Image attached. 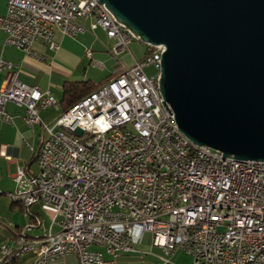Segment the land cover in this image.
<instances>
[{"label":"built area","instance_id":"built-area-1","mask_svg":"<svg viewBox=\"0 0 264 264\" xmlns=\"http://www.w3.org/2000/svg\"><path fill=\"white\" fill-rule=\"evenodd\" d=\"M89 18L92 29L100 26L114 40L115 56L135 39L99 0H7L0 30L4 45L43 60L35 42L57 49V30L74 37L88 30L82 20ZM155 48L53 123L43 122L40 110L56 105L57 97L20 80L18 66L0 59V71H7L0 119L13 122L6 109L13 102L25 109L29 126L42 124L47 137L38 167L55 170L50 182H38L17 166L11 198L24 213L27 233L43 223L32 209L36 203L51 209V224L38 237L17 234L13 244L5 242L2 259L25 247L35 255L28 264H64L69 254L77 255L78 264H110L92 247L103 246L117 258L136 252L151 231L163 250L151 264H180L181 251L193 264H264V162L224 156L182 132L156 89L157 72L145 71L160 67L162 50ZM110 122H118L114 136H107ZM77 127L81 136L73 132ZM132 131L146 134L149 145L132 139ZM86 142L95 143V150H86ZM18 197L28 198V208H20ZM205 248H217V255H205Z\"/></svg>","mask_w":264,"mask_h":264},{"label":"water","instance_id":"water-1","mask_svg":"<svg viewBox=\"0 0 264 264\" xmlns=\"http://www.w3.org/2000/svg\"><path fill=\"white\" fill-rule=\"evenodd\" d=\"M99 1L162 50L159 88L188 138L264 161V0Z\"/></svg>","mask_w":264,"mask_h":264},{"label":"crops","instance_id":"crops-1","mask_svg":"<svg viewBox=\"0 0 264 264\" xmlns=\"http://www.w3.org/2000/svg\"><path fill=\"white\" fill-rule=\"evenodd\" d=\"M6 10L7 0H0V14H4ZM82 22L88 30L74 37L65 35L60 30L55 32L54 38L58 43L57 49H51L42 41L35 42V50L45 56L43 60L27 54L21 49L4 45L6 34L0 30V59L11 61L18 66L20 80L39 86L43 91H50L58 99L56 105L40 110V117L45 123H53L67 110L65 103L62 102L63 86L66 82L91 80L94 83H99L141 60L131 50L124 51L118 56L113 55L111 47L114 40L107 36L102 27L91 28L94 18L83 19ZM89 48L92 49L90 57L86 54V50ZM6 73L5 69L0 71V88L4 85ZM6 109L12 116L13 122H3L0 119V194L8 195L16 188L14 176L17 166H25L33 175L38 173L36 157L43 140L47 137V132L40 123L33 126L26 123L23 107L8 102ZM18 205L23 208L20 201H18ZM13 206L14 201L11 198V210ZM32 209L43 218V223L28 233L26 230L25 234H28L29 238L40 236L44 229L51 224V209L43 207L40 203L34 204ZM12 211L14 212V210ZM7 214L2 211L1 215L7 220ZM9 214V227L0 222V249L5 245V242L15 240L17 234L24 230L22 226L25 223V217L23 215L17 216V213ZM54 229L57 230L58 226L54 225ZM143 242L137 246L136 252L122 253L117 258L108 253L105 247V249H95L103 252L104 258L110 264H133L134 262L146 261L150 264L155 262L158 255L163 253L162 249L154 252H152V248L149 251L141 250L140 246ZM110 256H113L114 259L111 260ZM34 258L35 255L32 252L18 253L19 264H28ZM62 260L64 264H78L76 254H69Z\"/></svg>","mask_w":264,"mask_h":264},{"label":"rangeland","instance_id":"rangeland-1","mask_svg":"<svg viewBox=\"0 0 264 264\" xmlns=\"http://www.w3.org/2000/svg\"><path fill=\"white\" fill-rule=\"evenodd\" d=\"M146 44L137 40V39H134L133 42L129 45V48L128 50H131V51H134L135 54L140 58L142 59L144 56H145V52H146ZM145 71L147 74H154L156 73V75L159 73V69H157L154 65H151V66H148L145 68ZM38 172L40 171V168L38 167ZM11 197V196H10ZM8 195L6 194H0V222H2V224L6 225L9 227V213H17V216H21L23 215L24 216V213L21 209H17V208H13L12 207V210H14V212L11 210L10 208V201H11V198H10ZM2 211H4L5 213H8L7 214V220L4 219V217L1 215L2 214ZM26 218H25V223L23 224L22 228L24 229L25 226H26ZM49 222V221H48ZM51 223V222H50ZM13 241L14 239L12 240H9V244H13ZM4 247V245H3ZM2 247V248H3ZM141 247V250H150L151 248L153 249L152 252H154L155 250H159L160 247L155 245L154 244V235L151 231H146L144 233V242L143 244L140 246ZM93 249L95 248H101V249H105L104 247H97V246H94L92 247ZM151 249V250H152ZM1 250V249H0ZM163 252V250H162ZM163 254V253H162ZM161 255V254H160ZM111 257V260L114 259L113 256H110ZM135 258H138L135 256ZM147 259H148V256H147ZM177 261H179L180 264H193V258L191 255H188L186 254L185 252H181L178 256H177ZM133 264H148V261L146 262H134ZM151 264V263H150Z\"/></svg>","mask_w":264,"mask_h":264},{"label":"bare ground","instance_id":"bare-ground-1","mask_svg":"<svg viewBox=\"0 0 264 264\" xmlns=\"http://www.w3.org/2000/svg\"><path fill=\"white\" fill-rule=\"evenodd\" d=\"M125 33L130 37H134L126 28H125ZM160 60H161V55H160ZM158 69L160 73V67H158ZM159 73L156 75V89L158 90L160 95L163 96L160 91L159 83H158ZM172 117H174L173 111H172ZM114 130H118V122H110V128H107V136H114ZM132 139H135L137 142H141V145H149V137H146V134H142L139 131H132ZM86 150H95V143L86 142ZM254 161L264 162L260 160H254ZM50 178H55V170L53 168H40V171L37 174L33 175V180H37L38 182H50ZM8 195L11 196V192H9ZM18 201L21 202L23 208H28V198L18 197ZM26 230L27 227H25L20 234H25ZM4 252H5V245L0 250L1 262L3 261L2 258ZM12 252L24 253L25 247H16L12 250ZM205 255H217V248H205Z\"/></svg>","mask_w":264,"mask_h":264},{"label":"trees","instance_id":"trees-1","mask_svg":"<svg viewBox=\"0 0 264 264\" xmlns=\"http://www.w3.org/2000/svg\"><path fill=\"white\" fill-rule=\"evenodd\" d=\"M145 56L153 53L155 47L149 46L146 44ZM145 56L143 58H145ZM142 58V59H143ZM112 76L106 78L105 80L94 83L91 80H80V81H69L66 82L63 86V98L62 102L65 103L66 109H69L74 103L93 92L105 82H107ZM0 264H19L18 253L12 252L7 257L3 259Z\"/></svg>","mask_w":264,"mask_h":264}]
</instances>
